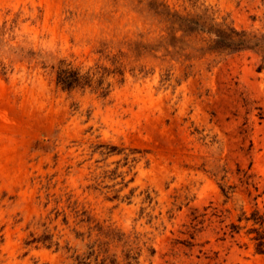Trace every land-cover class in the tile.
Returning a JSON list of instances; mask_svg holds the SVG:
<instances>
[{
	"label": "rangeland",
	"instance_id": "374dc122",
	"mask_svg": "<svg viewBox=\"0 0 264 264\" xmlns=\"http://www.w3.org/2000/svg\"><path fill=\"white\" fill-rule=\"evenodd\" d=\"M170 13L264 34V0H0V264H264V70Z\"/></svg>",
	"mask_w": 264,
	"mask_h": 264
},
{
	"label": "trees",
	"instance_id": "16d2710c",
	"mask_svg": "<svg viewBox=\"0 0 264 264\" xmlns=\"http://www.w3.org/2000/svg\"><path fill=\"white\" fill-rule=\"evenodd\" d=\"M166 17H168L171 25L177 26L178 31L183 35L187 33H202L207 35L209 37L208 45L206 48L200 49L202 52L232 55L239 52L250 51L259 57L260 64L257 68V72H262L264 70V34L238 30L231 24H218L213 21L204 22L195 20L177 13H170ZM55 80L57 86L66 92L77 89H90L98 92L100 98L107 97L109 92V85L105 86L103 76H98L97 71L95 74H81L77 69L61 65L56 71ZM256 215V213H253L251 220L254 224L259 225V228H253L251 233L255 234L253 238L255 241V252L264 255V230L261 229L263 222L261 219H256ZM50 245L51 244H49V246ZM104 245H108V243H104ZM92 248L93 247H90V252L86 256H76L73 264H119L114 257H103L99 259V253L94 255ZM103 253H106V251ZM130 259L133 260V258L129 257V253L124 255L125 264H133Z\"/></svg>",
	"mask_w": 264,
	"mask_h": 264
}]
</instances>
